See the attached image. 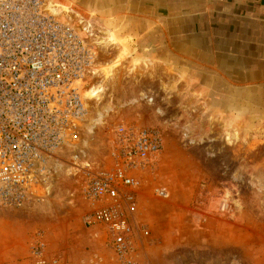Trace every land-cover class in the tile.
I'll use <instances>...</instances> for the list:
<instances>
[{"label":"rangeland","instance_id":"374dc122","mask_svg":"<svg viewBox=\"0 0 264 264\" xmlns=\"http://www.w3.org/2000/svg\"><path fill=\"white\" fill-rule=\"evenodd\" d=\"M106 36L79 140L56 150L34 195L0 196V264H40L34 250L45 264H119L102 229L85 224L80 169L104 164L120 122L152 126L162 140L138 200L150 230L139 264H264V124H233L226 135L205 127Z\"/></svg>","mask_w":264,"mask_h":264},{"label":"built area","instance_id":"2783aa9c","mask_svg":"<svg viewBox=\"0 0 264 264\" xmlns=\"http://www.w3.org/2000/svg\"><path fill=\"white\" fill-rule=\"evenodd\" d=\"M108 36L91 17L56 0H0V196L21 202L45 183L57 149L79 140L88 116L83 92ZM104 38V39H103ZM91 90V89H90ZM159 131L120 122L104 164L81 167L86 225L99 226L119 264H139L149 238L139 195L161 152ZM156 194L167 196L165 188ZM38 263L45 264L34 250Z\"/></svg>","mask_w":264,"mask_h":264},{"label":"crops","instance_id":"0c3cea01","mask_svg":"<svg viewBox=\"0 0 264 264\" xmlns=\"http://www.w3.org/2000/svg\"><path fill=\"white\" fill-rule=\"evenodd\" d=\"M56 1L126 43L133 69L205 127L264 124V0Z\"/></svg>","mask_w":264,"mask_h":264},{"label":"bare ground","instance_id":"6f19581e","mask_svg":"<svg viewBox=\"0 0 264 264\" xmlns=\"http://www.w3.org/2000/svg\"><path fill=\"white\" fill-rule=\"evenodd\" d=\"M65 7V6H64Z\"/></svg>","mask_w":264,"mask_h":264}]
</instances>
